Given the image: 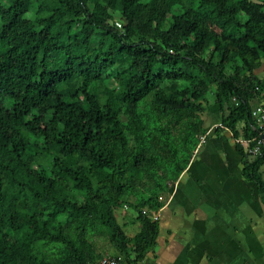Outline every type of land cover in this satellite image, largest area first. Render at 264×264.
<instances>
[{
	"label": "trees",
	"instance_id": "1",
	"mask_svg": "<svg viewBox=\"0 0 264 264\" xmlns=\"http://www.w3.org/2000/svg\"><path fill=\"white\" fill-rule=\"evenodd\" d=\"M256 88L264 0H0V264H99L106 239L141 260L211 110L255 136ZM123 205L146 209L131 240Z\"/></svg>",
	"mask_w": 264,
	"mask_h": 264
},
{
	"label": "crops",
	"instance_id": "2",
	"mask_svg": "<svg viewBox=\"0 0 264 264\" xmlns=\"http://www.w3.org/2000/svg\"><path fill=\"white\" fill-rule=\"evenodd\" d=\"M255 106L251 102V110ZM216 113L214 124L206 125L208 138L162 196L160 209L150 213L156 234L134 264H264V191L244 175L245 161H253L234 142L245 139V124L236 126L239 136L234 138ZM251 130L255 132L253 125ZM258 173L264 183V162ZM139 210L146 212L141 206L136 210L123 205L114 213L130 240L142 230ZM101 241L98 252L117 258L109 239Z\"/></svg>",
	"mask_w": 264,
	"mask_h": 264
},
{
	"label": "built area",
	"instance_id": "3",
	"mask_svg": "<svg viewBox=\"0 0 264 264\" xmlns=\"http://www.w3.org/2000/svg\"><path fill=\"white\" fill-rule=\"evenodd\" d=\"M256 106L251 110L255 136L250 139L235 140L242 148L243 155L252 161L264 156V90L256 88ZM99 264H126L119 258L103 257ZM133 264V263H131Z\"/></svg>",
	"mask_w": 264,
	"mask_h": 264
},
{
	"label": "rangeland",
	"instance_id": "4",
	"mask_svg": "<svg viewBox=\"0 0 264 264\" xmlns=\"http://www.w3.org/2000/svg\"><path fill=\"white\" fill-rule=\"evenodd\" d=\"M206 13H207V8H203V9H201V11H200V13H199L198 15H205ZM261 76H262V75H261ZM212 110L214 111V110H215V107H214ZM212 110H211V114H212V112H213ZM207 116H208V118H209V119H208L209 122L213 120V119L211 118L210 114L207 115ZM212 117L214 118L215 116L212 115ZM208 121H207V122H208ZM210 124H214V122H211ZM206 125H208V123H207ZM118 211H120V210H118ZM136 226H137V224H136ZM98 243H99V244H98V247H99V246H101L102 241H98Z\"/></svg>",
	"mask_w": 264,
	"mask_h": 264
}]
</instances>
